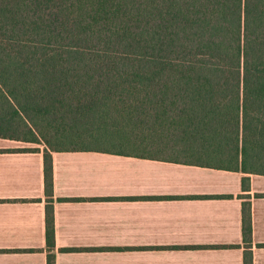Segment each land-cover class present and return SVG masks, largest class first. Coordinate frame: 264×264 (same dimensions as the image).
<instances>
[{
	"label": "trees",
	"instance_id": "obj_1",
	"mask_svg": "<svg viewBox=\"0 0 264 264\" xmlns=\"http://www.w3.org/2000/svg\"><path fill=\"white\" fill-rule=\"evenodd\" d=\"M0 138L45 146L47 196L52 152L241 172L251 191L264 176V0H0ZM242 223L250 248V202ZM46 225L55 264L50 205Z\"/></svg>",
	"mask_w": 264,
	"mask_h": 264
},
{
	"label": "crops",
	"instance_id": "obj_2",
	"mask_svg": "<svg viewBox=\"0 0 264 264\" xmlns=\"http://www.w3.org/2000/svg\"><path fill=\"white\" fill-rule=\"evenodd\" d=\"M0 138V264H48L47 206L55 264H264V176L101 152H52ZM251 203L253 240L243 239Z\"/></svg>",
	"mask_w": 264,
	"mask_h": 264
},
{
	"label": "rangeland",
	"instance_id": "obj_3",
	"mask_svg": "<svg viewBox=\"0 0 264 264\" xmlns=\"http://www.w3.org/2000/svg\"><path fill=\"white\" fill-rule=\"evenodd\" d=\"M41 146H43V145H41ZM45 147V146H44Z\"/></svg>",
	"mask_w": 264,
	"mask_h": 264
}]
</instances>
